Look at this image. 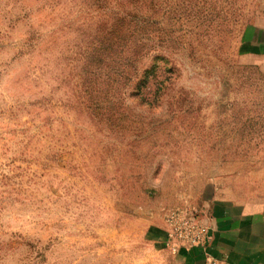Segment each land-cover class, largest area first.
I'll return each instance as SVG.
<instances>
[{
    "label": "rangeland",
    "instance_id": "rangeland-1",
    "mask_svg": "<svg viewBox=\"0 0 264 264\" xmlns=\"http://www.w3.org/2000/svg\"><path fill=\"white\" fill-rule=\"evenodd\" d=\"M262 28L264 0H0V264H163L206 184L262 194Z\"/></svg>",
    "mask_w": 264,
    "mask_h": 264
},
{
    "label": "crops",
    "instance_id": "crops-1",
    "mask_svg": "<svg viewBox=\"0 0 264 264\" xmlns=\"http://www.w3.org/2000/svg\"><path fill=\"white\" fill-rule=\"evenodd\" d=\"M259 35L253 42L258 52L251 53L257 57L264 56V28ZM260 173L264 176V169ZM200 200L198 218L210 228L207 249L173 253L161 228L150 239L163 253V264H264V191L250 198L211 182L201 190Z\"/></svg>",
    "mask_w": 264,
    "mask_h": 264
},
{
    "label": "built area",
    "instance_id": "built-area-1",
    "mask_svg": "<svg viewBox=\"0 0 264 264\" xmlns=\"http://www.w3.org/2000/svg\"><path fill=\"white\" fill-rule=\"evenodd\" d=\"M165 228L166 243L173 253H178L182 249H207L210 228L193 216L188 209L171 211L165 220Z\"/></svg>",
    "mask_w": 264,
    "mask_h": 264
},
{
    "label": "trees",
    "instance_id": "trees-1",
    "mask_svg": "<svg viewBox=\"0 0 264 264\" xmlns=\"http://www.w3.org/2000/svg\"><path fill=\"white\" fill-rule=\"evenodd\" d=\"M95 55V54H94ZM85 64V63H84ZM86 65V64H85ZM95 82V81H94ZM90 85V84H89ZM89 85H85V84H79L80 90L81 92H87L88 88H90Z\"/></svg>",
    "mask_w": 264,
    "mask_h": 264
}]
</instances>
